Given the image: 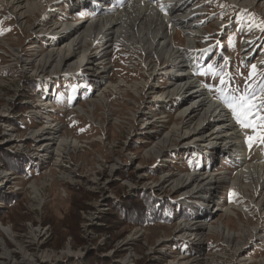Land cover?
<instances>
[{
    "label": "rangeland",
    "instance_id": "obj_1",
    "mask_svg": "<svg viewBox=\"0 0 264 264\" xmlns=\"http://www.w3.org/2000/svg\"><path fill=\"white\" fill-rule=\"evenodd\" d=\"M151 1L154 5L163 2ZM91 2L82 0L72 7L70 0H58L44 13L22 20L0 8V264H93V259L108 264H260L264 257V206L256 203L264 199V188L244 184L245 191L229 181L218 185L212 200L208 192L215 185L214 180H208L211 184L206 183L196 198L204 205L205 221L193 213L195 208L190 206L194 204L181 191L170 182H158L185 173L235 180L243 163L254 164L263 152L264 143L258 139L251 147L247 142L248 136H258L260 130L242 128L222 97L246 91L259 94L264 86V28L252 23L264 21V0H253L247 7H238L233 0H192V10L197 13L189 18L198 22L199 31L189 50L184 32L168 25L174 48L188 50L192 87L196 86L192 89L203 84L207 101L213 97L224 104L236 121L245 161L231 156L228 148L217 153L216 146L205 149L200 141L177 133L161 147L159 155L147 153L172 128L183 126L180 132L190 129L179 113L198 98L182 100L181 96L190 92H167L161 97L159 111H150L161 100L156 94L169 90L179 71L168 63L167 56H149L124 40L111 44L104 36L89 45L100 77L87 74L91 71L85 68L89 66L85 60L74 72L56 66L55 60L44 65L40 59L52 48L50 38L43 34L48 19L62 28L73 21L85 25L128 4V0H98L100 5ZM73 31L74 27L68 33ZM248 38L253 45L250 50ZM101 48H106L104 56ZM246 50L250 53H244ZM29 58L32 63L25 64ZM150 59L156 70L148 77ZM253 65L255 73L250 76ZM46 101L50 103L47 108L39 106ZM215 114L206 129L217 131ZM49 124L59 129L55 138L75 139L76 145L61 146L59 156L53 151L47 154L44 137ZM6 161L12 162L10 167ZM146 193L164 204L161 215L156 211V217L148 219L142 214L140 224L130 223V218L114 209L138 202ZM218 199L222 207H214ZM227 207L232 208L228 214L224 211ZM195 221L223 224L237 236L240 248L234 253L213 229L204 230L201 238L177 233L180 224Z\"/></svg>",
    "mask_w": 264,
    "mask_h": 264
},
{
    "label": "bare ground",
    "instance_id": "obj_2",
    "mask_svg": "<svg viewBox=\"0 0 264 264\" xmlns=\"http://www.w3.org/2000/svg\"><path fill=\"white\" fill-rule=\"evenodd\" d=\"M70 1L71 6L74 7V5H77V2L82 0ZM91 1L92 4L99 3L97 2L98 0ZM233 1L238 5V7H247L254 3L253 0ZM57 3L58 0H0V8L6 9L7 12H9V14L11 15H14L16 19L22 20L27 15L35 13L42 14L46 11L48 5L55 6L57 5ZM100 4L101 3H99V5ZM162 4L164 5V9L168 10L167 13L161 11V4L154 5L151 0H128V4L126 5V7L119 10L117 13H114L112 15H106L101 18H93L86 22L85 25L83 23L80 24L79 22L73 21L67 24L64 28H62V24H59L55 20L47 18L48 22L45 24L46 27H44L43 34L51 39L48 40L52 42V48L48 53L44 54L41 57L42 59L40 60L43 61L46 67L50 66L51 62L55 60V64H57L56 66L65 67L64 71L67 72H74L72 70L78 69L80 68V66L82 67V65L86 64L89 66L85 68L91 71L87 74L94 76L99 75L100 77L101 73H97L99 71L96 67V63L92 62L94 61V53L90 52L91 49L89 45L91 44L94 38H104V36L109 37L108 41L111 44H115L118 41L124 40L130 46H139L149 56L151 54L152 57H158L160 55L167 56L168 63L170 62L174 67L177 68L176 72L178 70L179 71L178 73H176V77L173 79L170 85V89L167 91L165 90V92L162 91L156 94L157 100L162 99V95L167 92H173L175 93V95L190 92L189 94H184L183 96H181V99L186 100L190 97H198L197 99H199V102H193L197 99L191 100V103L179 113L182 121L188 124L187 126H191L190 129H187V127L186 130L180 132L179 128H183V126L178 127V125L172 128V130H170V132H168L162 139H160L158 143L154 145V147H152L147 153L153 154L154 156L159 155L161 152V147L168 145L170 139L172 140L173 135L177 133V135L180 134L181 138H185L187 136L193 137L192 139L200 141L202 146L205 147V149H215L214 146H216L217 153L220 152V149L222 148H228L229 151L232 152V154L230 153L231 156L236 159H243V161H245L247 159V156L245 155V149H243L242 147V140L240 138L241 136L238 133L240 129H238V127L236 126V121L232 118L228 108L221 102H216L213 97L209 98V102H211L209 104L206 99L208 96L206 97L204 93L205 87L203 86V84L198 85V88L196 90L192 89L196 88V86L192 87V85H194V82L191 78V73L189 69L190 64L188 63L189 61L186 60V51L191 49L192 46H195L193 37L197 36L199 31L198 22H194V19L189 18L190 16L197 13L196 11L192 10V0H163ZM183 9H185L184 14H182ZM63 15L66 16V14ZM47 17L51 16L49 15ZM168 25H172L176 28L179 27L184 32L187 40L186 48L188 50H185L184 52L181 50H176V48H174V37L169 33ZM20 26H22L21 22ZM68 26L69 28H67ZM73 27L74 31L68 33V30L70 28L72 29ZM59 28H61L62 31ZM82 28L84 30L79 31L80 29L82 30ZM59 40L61 41L57 43V41ZM246 40V46L248 50H250L253 46L249 43L251 39L248 38ZM104 49L106 48L101 49L103 51V56L106 53V50L104 51ZM248 50H246L244 53H246ZM76 56L77 59L72 60V58ZM25 59H27V57ZM84 60L86 61L85 64ZM32 61L33 59H30L29 62L27 60H24V63L31 64ZM151 63L152 59H150L149 63L147 64L148 68L146 70V73L148 77L152 76L153 72L156 70L155 66L151 65ZM49 105L50 103L47 101L39 103V106H41L42 108H47ZM201 106H204V108L201 112H198ZM213 114H215L214 116L217 117V121L215 122V127L217 131H214V129H206L209 128L212 122H214V119L211 120ZM148 122H151L152 124L155 123L152 121ZM58 132L59 129L56 127V125L49 124L47 126V134L44 137L47 140L45 142V151L47 152V154H50L53 151L56 152V154L59 156L61 154V146L65 148L74 147L76 145L77 141L75 139L55 138ZM31 133L33 135L37 132L31 131ZM211 138L214 139V141H210ZM220 139H223V143L227 142L224 147H222L223 143L218 142V140ZM262 151L263 152L261 154L257 155L256 162L254 164L249 165L247 163L242 162L244 165L237 172V177L235 178L236 181L233 179L229 180L227 179L228 177H220L218 175L211 176V178H209L210 176L204 175V173H185L179 176H167L161 182L158 183L159 185H162L164 183L170 182L171 186L174 189L181 191L182 195H184L189 202H192V204H194L193 206L189 205L190 207L195 208L193 213H198L196 214L197 216L201 215V217L204 218L205 221H207V214H203L204 212H206L204 210L205 208H202L204 205H200V203H198L199 200H196L197 194L200 189L204 188V185L206 183L211 184L208 183V180H210L211 182L212 180H214L213 184L215 186L211 191L208 192V197L212 198L213 200L214 198H216V193H218V185L229 181H231V183L240 184L239 188L244 189L245 191L247 189H245L244 184L249 185L250 187H252L253 185L254 189L258 187L264 188V149H262ZM35 190H37V188ZM35 190L33 192L37 193ZM258 205L264 206V199L259 200L256 203V206ZM208 206L209 205H207V208ZM217 206H223V203L220 201V199H218V201H216L214 204V207ZM231 209L227 207L224 211L228 214L230 211H232ZM195 210H197V212ZM204 225H207V227H203ZM210 229H213L214 232L218 233L219 235H222L225 239V245L228 248L230 247L234 253H236L237 250L240 248V243H237V236L232 233L233 231L231 232V230L223 224L211 225L208 224V222L204 224H198V221H195L193 223L185 222L184 224H180L177 227V233L181 236L188 234L193 235L194 238H201L202 232L204 230ZM2 231L9 235L8 229L6 227H2ZM25 258H27V260L32 259L29 256L26 257V255ZM260 262V264H264V257ZM177 264L193 263L189 261L179 263V261H177Z\"/></svg>",
    "mask_w": 264,
    "mask_h": 264
},
{
    "label": "snow or ice",
    "instance_id": "obj_3",
    "mask_svg": "<svg viewBox=\"0 0 264 264\" xmlns=\"http://www.w3.org/2000/svg\"><path fill=\"white\" fill-rule=\"evenodd\" d=\"M161 11H164V5L161 4ZM254 26L264 28V21L257 24L252 22ZM3 33V29H0V34ZM255 73V66H252V72L250 76ZM224 83L223 77H221V84ZM222 101L231 110L234 119L244 129H252L256 132L259 129L258 136H248L247 142L251 147L252 142L258 139L264 143V86L261 87L260 93L257 94L254 91L248 92L240 96H223Z\"/></svg>",
    "mask_w": 264,
    "mask_h": 264
},
{
    "label": "trees",
    "instance_id": "obj_4",
    "mask_svg": "<svg viewBox=\"0 0 264 264\" xmlns=\"http://www.w3.org/2000/svg\"><path fill=\"white\" fill-rule=\"evenodd\" d=\"M34 83L35 81H31V87H35ZM6 163L8 167H10V164H12V162H7V161ZM139 198L140 199L138 200V202L136 200H133L128 202L127 204L124 203L126 206H124L123 204L122 206L121 205L118 207L115 206L114 209L118 210L121 213V215H123L126 219L130 218L131 220L130 223L136 222L139 224L141 223L139 218L142 214H145L148 219H153L154 217H156V211H158V215H161L164 212L163 211L164 204L160 205L158 202L154 201V199L151 198V195L149 193H146L141 197L139 196ZM92 261L93 264H108L107 261H103L102 263H100L95 259H93Z\"/></svg>",
    "mask_w": 264,
    "mask_h": 264
}]
</instances>
